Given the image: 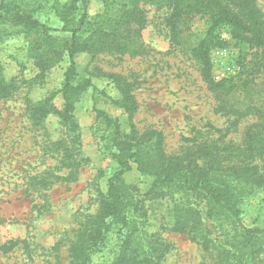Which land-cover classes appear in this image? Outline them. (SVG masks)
I'll list each match as a JSON object with an SVG mask.
<instances>
[{
	"label": "rangeland",
	"instance_id": "1",
	"mask_svg": "<svg viewBox=\"0 0 264 264\" xmlns=\"http://www.w3.org/2000/svg\"><path fill=\"white\" fill-rule=\"evenodd\" d=\"M69 1L0 0V3L6 8L19 7L31 12L41 23L56 29L49 31L51 34L61 36L60 29L65 24L61 9ZM255 1L264 15V0ZM76 6L77 9L71 10L68 16L79 13L78 19L83 11L90 17L105 11L103 0H90L86 5L78 2ZM141 6L147 24L139 33L142 45L139 54L104 51L95 55L81 52L75 56L80 77L89 78L99 91L95 93L93 87H89L75 104L74 114L79 127L74 143L78 156L74 160L76 167L72 177L43 188V194L34 189L25 191L30 175L54 166L53 151L48 149L56 148L59 143H70L73 138L58 114L50 112L36 123L32 108L39 103L46 104L47 108L62 109L65 106L60 89L69 62L67 57H55L44 63L46 59L31 56L32 42L44 33L22 26L9 31L3 29V35H0V82L12 87L7 95L0 94V264L70 262L68 250L76 238V230L97 213L98 190L105 187L106 175L115 169L108 150L110 131L97 118L95 106L116 119L124 132L130 131L132 122L139 135L149 130L162 132L166 153L188 159L199 156L196 153L199 143L211 146L217 143L221 151L229 153L233 149L231 146L243 144L248 128L258 121L253 114L238 121L234 113L227 114L222 98L209 88L201 74L200 62L191 53L189 45L206 36L210 25L207 16L193 15L182 25V44L176 45L171 42L170 28L166 24L170 8L150 3ZM136 28V25L131 26V29ZM219 35L223 42L210 51L212 77L216 81L245 77L252 61L261 58V49L248 39H233L227 26L220 29ZM39 65L47 67L43 69ZM114 75L121 76L131 85L138 102L132 117L114 103L120 93L112 81ZM251 79L254 81L251 85L254 104H263L264 67L251 75ZM227 99L236 107H242L245 100L248 101L239 90ZM69 172L68 169L62 171ZM124 179L133 186L130 188L133 199L130 198L128 204L139 202L141 205L142 201V212L146 213L145 227L136 241L138 248L149 249L156 245L157 236L153 234L159 231L162 240L157 250H166L162 264H213V256L205 252L197 240L186 232L171 230L172 220L167 212H171L173 201L186 200V193L179 190L172 197L174 199L165 198L154 203L148 193L152 176L133 168L124 174ZM193 201L194 205L204 208L200 198L193 197ZM151 204L153 206L149 208ZM241 210L240 225L264 229V195L261 192L245 195ZM201 221L216 230L210 237L223 242L221 249L234 250L231 244L239 242V248L243 250L250 237L252 241L248 246L252 243L256 249L264 250V230L254 237L249 233H243L245 237L223 236L219 226L211 224V218L206 219L203 215ZM227 240H230L229 246ZM9 241L16 244L4 251L1 247ZM102 242L101 250H105V254L98 262L105 260L109 251L119 249L120 238L116 233H110ZM216 249L219 250L217 246ZM255 263L263 264L259 259Z\"/></svg>",
	"mask_w": 264,
	"mask_h": 264
},
{
	"label": "trees",
	"instance_id": "2",
	"mask_svg": "<svg viewBox=\"0 0 264 264\" xmlns=\"http://www.w3.org/2000/svg\"><path fill=\"white\" fill-rule=\"evenodd\" d=\"M89 1L70 0L61 9L65 19V24L60 29L61 36L51 34L49 31L56 29L41 23L31 12L19 7L6 8L0 3V20L6 23H0V35H3V29L10 30L15 26L35 29L44 34L32 42L31 56L46 59L44 63L55 57H67L69 62L60 89L66 101L65 106L62 109L54 106L47 108L46 104L39 103L32 108V114L36 123L50 112L58 114L73 140L71 144L59 143L56 148L48 149L53 151L51 156L56 162L55 165L30 175L26 192L34 189L36 193L43 194V188L47 189L54 182L72 177L76 167L74 160L78 156L74 143L79 127L74 114L75 104L89 87H93L95 93L98 90L89 78L80 77L75 56L81 52L95 55L104 51L139 54L142 47L139 33L147 24L146 13L141 4L150 3L170 8L166 24L170 28L171 42L176 45L182 44V25L193 15L207 16L210 25L206 36L189 45L191 53L200 62L201 74L209 88L222 98L221 102L227 114L234 113L236 121L253 114L258 121L248 128L243 144L238 147L231 146L233 149L229 153L221 151L217 143L212 146L199 143L196 152L199 156L188 159L166 153L162 132L149 130L139 135L133 122L130 131L124 132L116 119L95 106L97 118L110 131L108 150L114 159L115 169L106 175L105 187L98 190L97 213L76 230V238L68 250V264H162L166 250H157L162 240L159 231L153 234L157 236L156 245L149 246V249L136 246L147 219L146 213L142 212V201L141 205L139 202L128 204L129 199H133L130 194L133 186L125 182L124 174L133 168L143 175L153 177L148 193L153 197L154 203L165 198L174 199L172 197L179 190L187 194L186 200L171 203V212H167L172 220L171 230L186 232L192 239L197 240L204 247V251L213 256V264H256L257 259L264 264V250L256 249L252 243L248 246L252 241L250 237L245 245L246 250L239 248V242L231 244L234 250L221 249L223 242L219 243L218 238L210 237L216 230L207 227L204 221L203 226L201 221L203 215L206 219L211 218V224H217L220 235L223 236L228 234L245 237L243 233H249L254 237L264 230L259 226L249 228L240 225L244 196L253 191L264 195V103L254 104L251 92L254 82L251 75L264 67L262 10L255 0H103L105 11L102 13L90 17L83 11L78 19L79 13L68 16L71 10L77 9L78 2L86 5ZM133 25L137 28L131 29ZM226 26L230 28L233 39H248L261 49V58L252 61L245 71V77L216 81L211 74L210 51L213 46L223 42L219 32ZM136 35L138 36L135 37ZM39 66L43 69L47 67ZM111 78L120 92L114 103L132 117L138 108V102L130 83L121 76L114 75ZM11 87L10 84L0 82V94L7 95ZM238 90L248 98L242 107L231 105L227 99ZM200 159L202 160L199 161ZM64 169L70 172L62 173ZM193 197L204 201L206 208H200L199 204L194 205ZM152 206L153 204L149 208ZM110 233H116L120 238L119 249L109 251L105 260L98 262L105 254V250H101L102 241ZM228 241L230 240L226 244L229 246ZM15 244L16 242L9 241L1 248L9 251Z\"/></svg>",
	"mask_w": 264,
	"mask_h": 264
}]
</instances>
